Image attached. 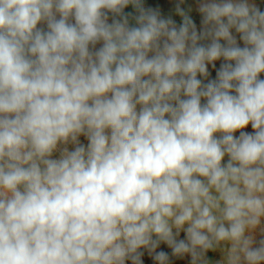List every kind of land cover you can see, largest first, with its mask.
<instances>
[{
	"label": "clouds",
	"instance_id": "obj_1",
	"mask_svg": "<svg viewBox=\"0 0 264 264\" xmlns=\"http://www.w3.org/2000/svg\"><path fill=\"white\" fill-rule=\"evenodd\" d=\"M177 12L0 0V264H264V11Z\"/></svg>",
	"mask_w": 264,
	"mask_h": 264
},
{
	"label": "rangeland",
	"instance_id": "obj_2",
	"mask_svg": "<svg viewBox=\"0 0 264 264\" xmlns=\"http://www.w3.org/2000/svg\"><path fill=\"white\" fill-rule=\"evenodd\" d=\"M260 10L261 11H264V6H260ZM188 15H190L194 22L196 23L197 25V29L198 31L202 29V16L199 14L198 11H185ZM109 22L112 21L113 18L115 19H120V17H113V14L109 13ZM161 15L164 17V18H171L173 19L175 22H176V25L179 26L181 23H182V17L178 14V13H174V14H169V13H161ZM74 22V21H73ZM129 23L130 25L134 26L135 25V20H134V16H129ZM38 27L40 28H43L45 31L47 30V25L46 23H42L40 25H38ZM234 31V30H233ZM234 35L237 36V40H238V43H240L241 46H243V43L242 41H239V34H236L234 32ZM202 43H207V41H204ZM102 46V42H99L95 45L94 48H92V50H97L99 49L100 47ZM91 48V46H90ZM225 61H223V59L219 60V61H216L214 62L216 67L213 68L211 65H209V73L210 75L208 77H198L200 79H202V81L204 83H207L209 80H212V79H215L216 78V71L219 69L220 65L222 63H224ZM261 78L264 79V74L261 75ZM202 103H206V100L202 99L201 101ZM139 108L140 106L138 105L137 106V110L139 111ZM242 131H246V132H253L254 130L251 128V125H249L247 128L243 129ZM219 135V134H217ZM235 135H239V132L235 133ZM88 140H87V137L84 136L83 134L80 135L78 137V143H73L71 141H69L67 144H59L58 147H57V150L53 153V156L52 158L53 159H58L60 158L63 150L65 148L68 149V151H73L75 150V148L77 146H84L85 148H87V145H88ZM225 162H227V157L225 158ZM264 223V222H262ZM179 238H184L183 236V233L181 234V236ZM261 238H264V236H262L259 231H257V236H256V239L257 241ZM160 250H165V251H168L169 254H170V264H190V257L189 256H185L183 258H177V257H173L171 256V249L167 248L166 245H164L163 243L160 245L159 248H157V251H160ZM140 251H142L144 253V256L142 257L143 260H145L146 264H155V261H151V258H150V254L148 252L147 249H141ZM207 258L209 259L210 262H212V264H214V262L219 258V253H212V252H209L208 255H207ZM127 264H131V261H128Z\"/></svg>",
	"mask_w": 264,
	"mask_h": 264
},
{
	"label": "crops",
	"instance_id": "obj_3",
	"mask_svg": "<svg viewBox=\"0 0 264 264\" xmlns=\"http://www.w3.org/2000/svg\"><path fill=\"white\" fill-rule=\"evenodd\" d=\"M201 0H143L144 6L152 7L160 13L174 14L178 13L177 8H181L184 11H198ZM257 7L264 6V0H250ZM125 13H131L130 16H135L133 6L129 5L125 10Z\"/></svg>",
	"mask_w": 264,
	"mask_h": 264
}]
</instances>
